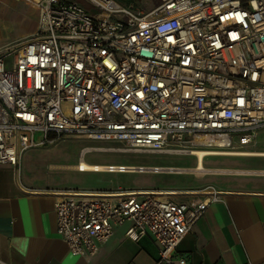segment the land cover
Listing matches in <instances>:
<instances>
[{
	"label": "built area",
	"instance_id": "2783aa9c",
	"mask_svg": "<svg viewBox=\"0 0 264 264\" xmlns=\"http://www.w3.org/2000/svg\"><path fill=\"white\" fill-rule=\"evenodd\" d=\"M24 1L37 9L36 29L0 48V164L17 169L25 150L62 136L160 154L255 144L264 128V0H164L147 12L90 0L105 16L76 0ZM56 196V231L73 255H95L129 222L125 235L150 234L159 262L186 264L175 249L219 192L190 202L157 189Z\"/></svg>",
	"mask_w": 264,
	"mask_h": 264
},
{
	"label": "crops",
	"instance_id": "0c3cea01",
	"mask_svg": "<svg viewBox=\"0 0 264 264\" xmlns=\"http://www.w3.org/2000/svg\"><path fill=\"white\" fill-rule=\"evenodd\" d=\"M17 1L33 7L36 19L28 29L0 40V47L36 29V7L24 0ZM261 141L264 142V129L258 131L255 144L240 151L232 152L233 154L224 152L208 154L259 159L257 163L250 161L249 165L245 166L228 164L216 166L203 163L202 168L199 169L198 156L193 155L196 157L195 165L193 163L191 166L194 165L193 170L196 172L206 170L205 166L220 168L218 172L214 169L203 172L202 175H195L202 177L207 174L209 182L214 186L213 189L219 192V199L209 202L203 215L178 243L175 255L183 257L186 264L264 262V155L254 154L264 152V143ZM50 144L25 150L20 157L17 169L9 164H0V261L3 264H166L158 261V249L150 234L143 235L137 240L125 235L129 222L113 227L110 238L100 245L95 255L89 257L73 255L56 231V193L63 187L102 189L117 186L129 187L122 183L107 184L106 181L96 184H79L77 179H74V174L77 173L109 175L124 171H141L135 169L139 166L171 168L161 169L158 171L160 173L177 172L180 167L163 164H135L138 165L135 166L134 164L86 161L87 152L81 153V148L84 146L79 148L77 157L72 162L46 161L44 158L54 147L49 146ZM96 147L98 149L90 150V152H118L107 149L109 146ZM81 161L104 167L98 170H81L78 168ZM109 165L113 166L112 171L105 169ZM119 165H123L124 168L120 170ZM143 171L155 173V170ZM147 184L142 187L155 185L152 182ZM198 196L197 191L192 190L172 197L179 202H190Z\"/></svg>",
	"mask_w": 264,
	"mask_h": 264
},
{
	"label": "rangeland",
	"instance_id": "374dc122",
	"mask_svg": "<svg viewBox=\"0 0 264 264\" xmlns=\"http://www.w3.org/2000/svg\"><path fill=\"white\" fill-rule=\"evenodd\" d=\"M91 14L96 16H105L106 13L98 10L92 4L90 0H76ZM120 2L119 0H117ZM164 0H129L136 9L147 12L154 9ZM123 3V2H120ZM124 4V3H123ZM35 9L29 5L23 4L17 0H0V40L7 39L15 35L16 33L28 29L35 21ZM10 59H6L7 61ZM264 129V128H262ZM262 142V141H261ZM264 143V142H262ZM47 145V144H46ZM49 146H54L50 149L46 161H61L72 162L77 157V153L82 146H109L116 147L119 143L106 140H86L82 138H76L71 136H62L61 138L52 142ZM242 150V149H241ZM195 158L191 154H160L150 152H107V151H89L85 155L86 161H98L102 163H123V164H163V165H177L180 168L177 172H158L147 173L148 171H124L123 173L113 174H101L83 172L74 174L72 171L67 170L71 174H74V179H77L79 184H96L106 181L107 184L122 183L129 185V187L117 186L114 188H95V187H63L59 190H96V191H120L129 189H157L170 193L171 196L185 193L186 191H197V194L207 192L214 188L209 179L203 175L202 177H196L195 175H202L203 172L211 170H218L219 167L207 168L200 172L193 170ZM41 159V158H40ZM32 160H35L32 158ZM204 165H237L245 166L249 165V162L257 163L258 158L241 157V156H224V155H206L203 159ZM30 163V162H29ZM191 166V164H193ZM138 166V165H135ZM226 170V169H221ZM158 172V173H157ZM64 174V172H62ZM106 180H104V179ZM222 178V177H221ZM147 182H152L155 185L153 187H142L148 185ZM159 183V184H156ZM134 186V187H133Z\"/></svg>",
	"mask_w": 264,
	"mask_h": 264
},
{
	"label": "bare ground",
	"instance_id": "6f19581e",
	"mask_svg": "<svg viewBox=\"0 0 264 264\" xmlns=\"http://www.w3.org/2000/svg\"><path fill=\"white\" fill-rule=\"evenodd\" d=\"M93 1H96V0H93ZM5 45V44H4ZM3 45V46H4ZM2 47V46H1ZM0 47V48H1ZM92 149H98V147H92ZM192 154H197L198 156V163H197V166L199 169L202 168L203 166V156L204 154H223V152H204L202 150H196L195 152H193ZM227 154V153H225ZM233 154V153H232ZM239 154V153H238ZM241 154V153H240ZM244 154V153H242ZM246 154V153H245ZM248 154V153H247ZM256 155H264V152H260V153H254ZM104 166H101V165H95L93 163H88V162H85V161H81L79 164H78V168L81 169V170H85V169H95V170H98V169H102ZM110 167H113V166H110ZM157 167V166H156ZM124 168V167H123ZM135 169H138V170H153V169H150V168H135ZM161 169H171L169 167L166 166V168L164 167H159L157 168L155 171H158V170H161ZM181 169V168H180ZM178 169V170H180ZM196 169V168H195ZM113 170V169H112ZM121 170V169H120ZM123 170V169H122ZM177 170V169H176ZM197 170V169H196Z\"/></svg>",
	"mask_w": 264,
	"mask_h": 264
},
{
	"label": "trees",
	"instance_id": "16d2710c",
	"mask_svg": "<svg viewBox=\"0 0 264 264\" xmlns=\"http://www.w3.org/2000/svg\"><path fill=\"white\" fill-rule=\"evenodd\" d=\"M120 2H123L124 4H127L129 0H119Z\"/></svg>",
	"mask_w": 264,
	"mask_h": 264
}]
</instances>
